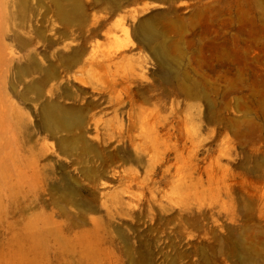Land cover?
<instances>
[{
    "label": "rangeland",
    "instance_id": "obj_1",
    "mask_svg": "<svg viewBox=\"0 0 264 264\" xmlns=\"http://www.w3.org/2000/svg\"><path fill=\"white\" fill-rule=\"evenodd\" d=\"M0 264H264V0H0Z\"/></svg>",
    "mask_w": 264,
    "mask_h": 264
}]
</instances>
